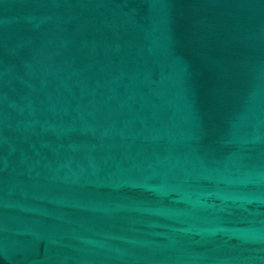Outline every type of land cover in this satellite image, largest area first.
Here are the masks:
<instances>
[{
  "label": "water",
  "instance_id": "1",
  "mask_svg": "<svg viewBox=\"0 0 264 264\" xmlns=\"http://www.w3.org/2000/svg\"><path fill=\"white\" fill-rule=\"evenodd\" d=\"M0 264H264V0H0Z\"/></svg>",
  "mask_w": 264,
  "mask_h": 264
}]
</instances>
